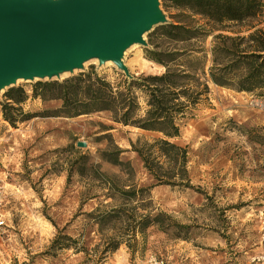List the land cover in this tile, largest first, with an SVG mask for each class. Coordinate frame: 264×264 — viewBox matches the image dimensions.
Here are the masks:
<instances>
[{"label": "rangeland", "instance_id": "374dc122", "mask_svg": "<svg viewBox=\"0 0 264 264\" xmlns=\"http://www.w3.org/2000/svg\"><path fill=\"white\" fill-rule=\"evenodd\" d=\"M159 9L165 23L174 22L179 12L167 0H159ZM258 21V27H264V10ZM160 25L144 35L145 45L124 51L121 61L130 76L162 71L144 58V50L151 48L148 34ZM231 30L236 28L224 33L230 35ZM90 67L113 84L126 77L113 62L99 64L93 58L64 76L18 80L0 90L2 104L10 88H24L29 97L22 111L35 116L13 127L3 119L0 106V180L4 187L0 215L5 224L0 227V264H97L93 255L49 248L58 231L77 240L85 223L83 214L98 206L96 200L83 202L84 183L78 176L67 186L66 169L78 154H88L91 162L100 163L97 151L106 146L102 135L108 133L123 150L121 158L133 170V182L151 185L130 143L154 135L113 124L105 114L47 117L60 102L31 97L35 82L60 81ZM209 102V107L181 125L180 143L189 148L193 189L157 186L150 192L154 207L190 226L188 240L151 227L137 238L134 253L121 245L102 264H147L151 257L167 264H251V258L262 251L264 93L210 86ZM101 124L110 130L101 133ZM100 166L102 172L126 179L119 168ZM90 237L95 239L88 244L89 250L97 242L94 233Z\"/></svg>", "mask_w": 264, "mask_h": 264}, {"label": "trees", "instance_id": "16d2710c", "mask_svg": "<svg viewBox=\"0 0 264 264\" xmlns=\"http://www.w3.org/2000/svg\"><path fill=\"white\" fill-rule=\"evenodd\" d=\"M167 1L179 11L175 21L149 33L151 48L144 50V58L162 68L160 73L122 76L113 84L90 67L60 81H37L31 86V97L60 102L47 117L105 114L113 124L154 135L130 143L151 181L149 186L133 182V170L121 158L123 150L108 133L101 137L106 146L97 151L98 161L119 168L125 180L102 172L100 163L91 162L88 154L68 161L67 186L78 176L84 183L83 202L96 200L98 206L83 214L85 223L77 240L58 231L50 250L73 249L87 257L93 255V261L102 264L121 245L134 253L137 238L144 237L151 227L188 240L190 226L158 210L150 196L157 186L193 189L189 148L180 143L182 122L210 106V86L264 93V27H258L264 0ZM233 28L236 30L230 35L224 33ZM28 97L20 86L4 95L1 114L11 126L35 117L22 111ZM109 130L102 125L100 132ZM107 200L110 202L104 204ZM91 233L97 242L89 250L88 244L95 239Z\"/></svg>", "mask_w": 264, "mask_h": 264}, {"label": "water", "instance_id": "95a60500", "mask_svg": "<svg viewBox=\"0 0 264 264\" xmlns=\"http://www.w3.org/2000/svg\"><path fill=\"white\" fill-rule=\"evenodd\" d=\"M165 17L159 0H0V90L17 80L51 79L89 59H121Z\"/></svg>", "mask_w": 264, "mask_h": 264}, {"label": "built area", "instance_id": "2783aa9c", "mask_svg": "<svg viewBox=\"0 0 264 264\" xmlns=\"http://www.w3.org/2000/svg\"><path fill=\"white\" fill-rule=\"evenodd\" d=\"M3 193H4V187L2 185V182L0 180V206H2L3 203ZM5 225L4 224V219L2 217V215H0V227ZM260 241L263 244V248L262 251L259 254L254 255L251 258V264H264V221L263 224L261 226V237H260ZM147 264H167L164 260L162 259H156L151 257L150 259L147 260Z\"/></svg>", "mask_w": 264, "mask_h": 264}, {"label": "bare ground", "instance_id": "6f19581e", "mask_svg": "<svg viewBox=\"0 0 264 264\" xmlns=\"http://www.w3.org/2000/svg\"><path fill=\"white\" fill-rule=\"evenodd\" d=\"M143 38H144V36H143ZM136 44H133V45H131L129 48H131V47H133V46H135ZM128 48V49H129ZM127 49V50H128ZM122 58H124V53H123V57ZM106 64H109V63H111V61H106L105 62ZM68 73V71H66V70H62V71H60L59 73H58V76H64V75H66ZM19 80H21V79H19ZM18 81V80H17Z\"/></svg>", "mask_w": 264, "mask_h": 264}]
</instances>
